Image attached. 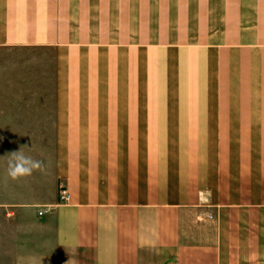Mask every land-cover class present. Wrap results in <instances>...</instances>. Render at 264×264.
I'll return each instance as SVG.
<instances>
[{"label":"crops","instance_id":"1","mask_svg":"<svg viewBox=\"0 0 264 264\" xmlns=\"http://www.w3.org/2000/svg\"><path fill=\"white\" fill-rule=\"evenodd\" d=\"M0 264H264V0H0Z\"/></svg>","mask_w":264,"mask_h":264},{"label":"clouds","instance_id":"2","mask_svg":"<svg viewBox=\"0 0 264 264\" xmlns=\"http://www.w3.org/2000/svg\"><path fill=\"white\" fill-rule=\"evenodd\" d=\"M11 156L12 158L8 160L7 175L12 180L31 176L34 171H45L42 161L26 157L21 151L12 152Z\"/></svg>","mask_w":264,"mask_h":264},{"label":"built area","instance_id":"3","mask_svg":"<svg viewBox=\"0 0 264 264\" xmlns=\"http://www.w3.org/2000/svg\"><path fill=\"white\" fill-rule=\"evenodd\" d=\"M59 195H60V199L62 201H67L70 199V193L68 192V190L66 188H61Z\"/></svg>","mask_w":264,"mask_h":264}]
</instances>
